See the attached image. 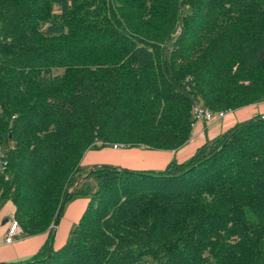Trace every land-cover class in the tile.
I'll list each match as a JSON object with an SVG mask.
<instances>
[{"label": "trees", "instance_id": "16d2710c", "mask_svg": "<svg viewBox=\"0 0 264 264\" xmlns=\"http://www.w3.org/2000/svg\"><path fill=\"white\" fill-rule=\"evenodd\" d=\"M263 98L264 0H0V204L30 235L89 194L62 245L0 264H264V112L159 169L81 162Z\"/></svg>", "mask_w": 264, "mask_h": 264}, {"label": "crops", "instance_id": "0c3cea01", "mask_svg": "<svg viewBox=\"0 0 264 264\" xmlns=\"http://www.w3.org/2000/svg\"><path fill=\"white\" fill-rule=\"evenodd\" d=\"M264 112V98L250 102L227 111L222 117L211 121L197 120L192 124L187 140L175 148H148L144 146L113 147L112 144L96 149H88L82 156L81 162L87 166L94 164L113 163L139 169H159L171 159L183 161L205 140L227 130L236 122ZM96 153H102L97 155ZM105 158V159H104ZM88 201L87 194H76L65 202L61 213L52 228L42 232L14 237L11 241L4 240L7 217L13 212L14 204L6 200L0 204V261H11L25 258L37 252L50 238V244L57 248L64 243L71 230L75 227Z\"/></svg>", "mask_w": 264, "mask_h": 264}, {"label": "built area", "instance_id": "2783aa9c", "mask_svg": "<svg viewBox=\"0 0 264 264\" xmlns=\"http://www.w3.org/2000/svg\"><path fill=\"white\" fill-rule=\"evenodd\" d=\"M233 108L228 109H218V110H212L207 106H204L200 103H194L192 107V115H193V122L192 124L197 120H202L204 122L211 121L212 119L216 117H222L227 111L232 110ZM113 147H117V143L112 144ZM7 228L5 233L4 240L6 242L11 241L14 237L21 236V228L17 221V219L14 216V212H11L7 217Z\"/></svg>", "mask_w": 264, "mask_h": 264}, {"label": "rangeland", "instance_id": "374dc122", "mask_svg": "<svg viewBox=\"0 0 264 264\" xmlns=\"http://www.w3.org/2000/svg\"><path fill=\"white\" fill-rule=\"evenodd\" d=\"M59 71H61V69H58ZM110 145V144H109ZM121 146H124V145H122L120 142L118 143V146L117 147H121ZM105 147V146H104ZM93 149H96V148H93ZM95 154H97V155H101V157H103V154L101 153H96L95 152ZM105 159V158H104ZM106 162H108L109 160H105ZM105 162V163H106ZM92 166V165H91ZM91 166H88V167H91ZM89 196V194H87V197ZM13 212H14V209H13Z\"/></svg>", "mask_w": 264, "mask_h": 264}, {"label": "water", "instance_id": "95a60500", "mask_svg": "<svg viewBox=\"0 0 264 264\" xmlns=\"http://www.w3.org/2000/svg\"><path fill=\"white\" fill-rule=\"evenodd\" d=\"M92 167H93V166H91V168H92ZM56 221H57V220H55V222L53 223V225H55V224H56Z\"/></svg>", "mask_w": 264, "mask_h": 264}]
</instances>
